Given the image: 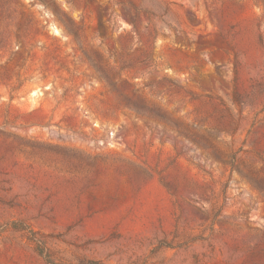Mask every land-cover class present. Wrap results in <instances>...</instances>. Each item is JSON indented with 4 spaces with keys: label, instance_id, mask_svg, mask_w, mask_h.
Listing matches in <instances>:
<instances>
[{
    "label": "rangeland",
    "instance_id": "rangeland-1",
    "mask_svg": "<svg viewBox=\"0 0 264 264\" xmlns=\"http://www.w3.org/2000/svg\"><path fill=\"white\" fill-rule=\"evenodd\" d=\"M0 264H264V0H0Z\"/></svg>",
    "mask_w": 264,
    "mask_h": 264
},
{
    "label": "built area",
    "instance_id": "built-area-1",
    "mask_svg": "<svg viewBox=\"0 0 264 264\" xmlns=\"http://www.w3.org/2000/svg\"><path fill=\"white\" fill-rule=\"evenodd\" d=\"M54 28H55V26H54Z\"/></svg>",
    "mask_w": 264,
    "mask_h": 264
}]
</instances>
